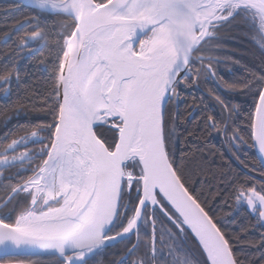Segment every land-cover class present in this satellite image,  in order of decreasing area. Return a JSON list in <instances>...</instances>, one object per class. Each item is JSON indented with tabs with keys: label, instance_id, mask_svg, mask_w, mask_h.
Here are the masks:
<instances>
[{
	"label": "snow or ice",
	"instance_id": "1",
	"mask_svg": "<svg viewBox=\"0 0 264 264\" xmlns=\"http://www.w3.org/2000/svg\"><path fill=\"white\" fill-rule=\"evenodd\" d=\"M0 45V264H264V0H5Z\"/></svg>",
	"mask_w": 264,
	"mask_h": 264
},
{
	"label": "trees",
	"instance_id": "2",
	"mask_svg": "<svg viewBox=\"0 0 264 264\" xmlns=\"http://www.w3.org/2000/svg\"><path fill=\"white\" fill-rule=\"evenodd\" d=\"M4 2H5V0H0V3H4ZM0 46H2V45H0ZM230 46L233 49H235L237 51V53H239V52L247 53V55H245L243 57L238 56V58L244 59L249 64H254L256 62L255 58L259 56V51H258L256 45H254L250 40L245 39L244 37H239L238 42L233 43ZM0 103H3V101L0 100ZM24 259L25 260H30V259L35 260V259H37V257H24ZM38 259L41 261V264H43V262L48 260L49 258L39 257Z\"/></svg>",
	"mask_w": 264,
	"mask_h": 264
},
{
	"label": "rangeland",
	"instance_id": "3",
	"mask_svg": "<svg viewBox=\"0 0 264 264\" xmlns=\"http://www.w3.org/2000/svg\"><path fill=\"white\" fill-rule=\"evenodd\" d=\"M30 260H32V259H30ZM30 260H26V261H30Z\"/></svg>",
	"mask_w": 264,
	"mask_h": 264
}]
</instances>
